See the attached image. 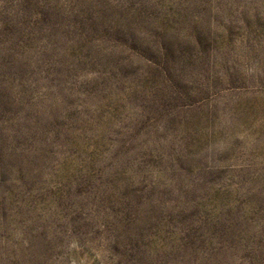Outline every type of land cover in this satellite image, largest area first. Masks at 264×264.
<instances>
[{
	"label": "rangeland",
	"instance_id": "374dc122",
	"mask_svg": "<svg viewBox=\"0 0 264 264\" xmlns=\"http://www.w3.org/2000/svg\"><path fill=\"white\" fill-rule=\"evenodd\" d=\"M0 264H264V0H0Z\"/></svg>",
	"mask_w": 264,
	"mask_h": 264
}]
</instances>
